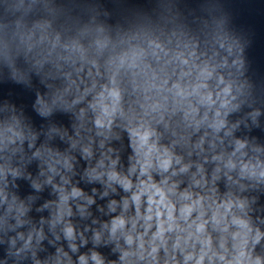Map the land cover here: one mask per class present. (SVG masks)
Returning <instances> with one entry per match:
<instances>
[{"label":"clouds","instance_id":"9594fccd","mask_svg":"<svg viewBox=\"0 0 264 264\" xmlns=\"http://www.w3.org/2000/svg\"><path fill=\"white\" fill-rule=\"evenodd\" d=\"M0 264H264V0H0Z\"/></svg>","mask_w":264,"mask_h":264}]
</instances>
